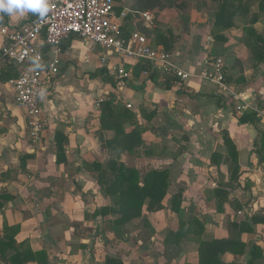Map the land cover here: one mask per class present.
Here are the masks:
<instances>
[{"label": "crops", "instance_id": "0c3cea01", "mask_svg": "<svg viewBox=\"0 0 264 264\" xmlns=\"http://www.w3.org/2000/svg\"><path fill=\"white\" fill-rule=\"evenodd\" d=\"M132 2L121 0L118 9L141 12L132 9ZM217 4L218 0H175L159 13L158 18L180 36L172 60L190 74L182 82L184 91L178 85L163 89L138 61L109 54L110 65L122 62L130 72L128 78L116 77L100 60L106 52L74 35L58 47L38 40L46 59L58 61V72L41 97L44 127L35 144L24 111L14 101L11 80L17 66L0 57V239L14 232L16 244L27 242L32 251L44 249L47 264H101L107 257L123 264H197L201 242L212 240L236 243L217 255L221 264H247L252 244L261 248L257 264H264V222H253L264 215V159L254 144L264 130V61L253 58L243 42L249 26L264 36V14L251 24L257 4L247 2L249 13L236 14L235 26L225 29L219 41L211 33ZM185 8L192 16L188 23L179 14ZM36 14L17 12L5 19L17 26ZM5 42L0 35V49ZM217 59L225 69L223 88L202 75L212 71ZM100 67H106L114 85L90 75ZM231 94L244 96L259 112V120L238 125ZM107 100L116 110L122 107L135 114L142 142L134 151L108 147L113 132L100 124L101 105ZM219 103L225 105L220 108ZM123 126L126 131L133 128L128 122ZM56 133L65 137L60 161ZM224 135L235 146L236 164L231 165L238 168L237 179L229 170L232 160L226 159ZM110 160L141 173L170 171L163 208H143L142 216L126 224L120 236L107 227L112 215H94L111 201L88 165L105 166ZM178 192L181 218L170 209L172 194ZM242 223L253 231H240ZM0 264L8 262L0 257Z\"/></svg>", "mask_w": 264, "mask_h": 264}, {"label": "trees", "instance_id": "16d2710c", "mask_svg": "<svg viewBox=\"0 0 264 264\" xmlns=\"http://www.w3.org/2000/svg\"><path fill=\"white\" fill-rule=\"evenodd\" d=\"M250 1L257 4V12L252 13V18L250 20V23L253 24L254 21L258 19L259 14H264V0H218V4L215 7V21L211 29L212 35L221 41L224 38L222 32L225 29L235 26L232 18L236 14L244 15L249 13L250 9L247 2ZM137 8H139V6ZM132 9L137 10L134 7H132ZM115 10L116 12L120 11L116 7ZM159 13L160 12H158L157 16H154V21L156 23L155 28H157L154 39L151 40L145 34L144 35L147 37L148 42L153 48L172 53L177 41V35L172 32L170 26L166 25L158 18ZM5 16L6 14L0 13V22L7 23ZM36 16L37 14L33 16V18ZM136 18L137 15L133 13H128L126 15L125 19L127 22L122 28L124 37H127L132 31H139L138 28L136 29V22L134 21ZM70 36L67 38L71 39ZM243 42L253 58L257 59V61H264V36L262 33L257 32L252 26H249L245 30ZM137 63L146 71V75L150 80L155 83L160 80L159 83L157 82L159 87L170 89L174 85H178L181 91L185 90H182V81L172 71L154 68L147 60H139ZM14 65L16 69L17 65ZM222 70L223 74H225L224 66ZM18 71L19 69L17 66V69L13 74L15 78ZM90 75L109 82L111 85L115 84L113 76L109 74L106 67L97 68L94 72H91ZM189 94H191V92H189ZM229 102H232V100H229ZM224 105L225 104L221 105V103H219L220 108ZM100 110L101 128L113 132V136L107 140L108 147L112 146L119 152L134 151V149L142 142L140 138L141 128L137 123L135 114L122 107H118L116 110V108L112 106L111 100L105 101L101 105ZM234 114L238 125L254 124L260 117L259 112L251 108L245 109L241 114L236 113L234 110ZM127 122L130 126H133L129 131H126L123 126V124ZM64 139L65 137L63 135L56 133L55 142L58 150L57 161L61 160L60 154L64 151ZM224 143L228 146L227 162L232 160L229 170L232 177L237 179L238 168L237 166L234 167L231 165L236 164L237 153L235 151V146L232 140L225 135ZM254 144L256 146L255 152L260 155L261 159H264V130L259 131ZM88 168L97 173V181L101 191L105 196L109 197L111 201L110 205L103 206L99 210H96L94 215H112L113 218L110 220L108 219L107 227L116 236H120L124 233V227L126 224L130 223L133 219L142 216L143 208L152 212L163 208L161 201L165 197L170 185L169 170L152 169L141 173L134 166L126 165L121 161L115 160H110L105 166L99 162H93L88 165ZM181 201V192L172 194L170 199V209L177 213L179 218H181L183 212V209L180 207ZM258 221L264 222V215L261 217L256 216L253 219L254 223ZM240 231L252 232L253 227H251L250 224L246 225V223H242L240 225ZM229 245L234 246L236 243L227 240L201 242L199 247V262L197 264H221L217 255L230 249L232 246L230 247ZM242 248H240L239 251L242 252ZM9 250H11V252H9ZM249 255L250 257L247 264H257V259L261 257V248L256 244H252L249 250ZM0 257L2 260L8 262V264H25L29 261H33L37 264H47V253L44 249L32 251L27 242L16 244L14 232L9 236L6 235L0 239ZM101 264L123 263L117 257H107L104 263Z\"/></svg>", "mask_w": 264, "mask_h": 264}, {"label": "built area", "instance_id": "2783aa9c", "mask_svg": "<svg viewBox=\"0 0 264 264\" xmlns=\"http://www.w3.org/2000/svg\"><path fill=\"white\" fill-rule=\"evenodd\" d=\"M46 2L48 11L44 17L37 13L35 18L17 26L0 22V35L6 40L0 49V57L18 66V74L11 80L14 101L24 111L28 134L34 144L41 141L44 127L41 97L46 91L49 79L58 72V61L46 59L37 44L38 40L58 47L62 40L75 35L86 43L94 44L106 52L100 60L109 72L118 78H128L130 72L124 68L122 62L117 61L110 65L107 56L109 54L120 59L147 60L154 68L172 71L182 82L189 79L190 74L173 63L171 53L153 48L141 32L132 31L124 37L122 28L126 15L131 13L129 8L116 12L114 0ZM137 14L141 25L150 27L153 24L154 15L151 12L143 11ZM222 68V60L217 59L213 63L212 71L202 75L210 78L219 88H223ZM231 100L238 114L251 107L242 95L231 94Z\"/></svg>", "mask_w": 264, "mask_h": 264}, {"label": "rangeland", "instance_id": "374dc122", "mask_svg": "<svg viewBox=\"0 0 264 264\" xmlns=\"http://www.w3.org/2000/svg\"><path fill=\"white\" fill-rule=\"evenodd\" d=\"M120 1L121 0H114V5L116 8H118V6L120 5ZM174 1L175 0H133V2L131 3V7H134L141 12L142 11H149V12H151L157 16L158 12L162 11L163 8H165V7L171 6V4L174 3ZM138 6H139V8H137ZM180 9H182V8H180ZM186 9L187 8L182 10V13L181 12L179 13L181 15V18H182L184 23H186V22L188 23V21H190V19L192 18L190 12L186 11ZM205 10H207V12L211 11L210 7H206ZM185 12H187V15H184ZM136 15H137V18L134 19V21L136 22V29L138 28V30L141 31L142 34H145L149 39L153 40L156 29H157V28H155L156 23H155L154 19H153V24L150 27H145V26L141 25L139 14H137V12H136ZM186 16H187V19H186ZM194 21L195 22H193V24H196L197 21L196 20H194ZM179 37L180 36L177 35V39ZM172 53H174V51H172Z\"/></svg>", "mask_w": 264, "mask_h": 264}, {"label": "clouds", "instance_id": "9594fccd", "mask_svg": "<svg viewBox=\"0 0 264 264\" xmlns=\"http://www.w3.org/2000/svg\"><path fill=\"white\" fill-rule=\"evenodd\" d=\"M25 11L38 13L44 17L48 11L46 0H0V13L13 15L17 12L23 14Z\"/></svg>", "mask_w": 264, "mask_h": 264}]
</instances>
